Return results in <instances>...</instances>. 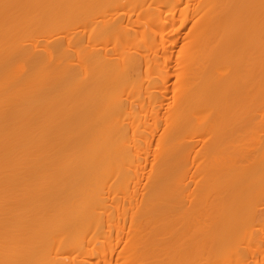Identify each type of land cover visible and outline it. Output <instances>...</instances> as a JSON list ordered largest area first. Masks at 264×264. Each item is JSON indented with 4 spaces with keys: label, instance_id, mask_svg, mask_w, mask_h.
Listing matches in <instances>:
<instances>
[{
    "label": "bare ground",
    "instance_id": "obj_1",
    "mask_svg": "<svg viewBox=\"0 0 264 264\" xmlns=\"http://www.w3.org/2000/svg\"><path fill=\"white\" fill-rule=\"evenodd\" d=\"M0 264H264V0H0Z\"/></svg>",
    "mask_w": 264,
    "mask_h": 264
}]
</instances>
